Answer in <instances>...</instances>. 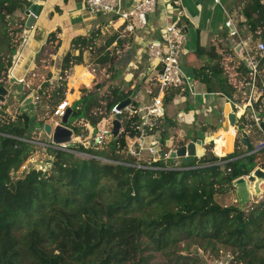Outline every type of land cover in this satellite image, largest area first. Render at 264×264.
<instances>
[{
	"label": "trees",
	"instance_id": "obj_1",
	"mask_svg": "<svg viewBox=\"0 0 264 264\" xmlns=\"http://www.w3.org/2000/svg\"><path fill=\"white\" fill-rule=\"evenodd\" d=\"M34 6L38 14L41 7L30 0H0V86L16 54L8 34L9 19L27 18ZM244 14L254 38L264 41V3L253 0ZM54 38L51 34L48 43ZM76 44L86 46L87 39L80 38ZM108 46L100 47L98 53ZM215 47L210 57L221 60ZM79 51L78 56H66L64 71L83 64L84 49ZM205 53L198 48L186 59ZM241 66L248 71L243 63ZM222 73L217 67L212 76L201 68L197 77L202 81L204 77L210 93L216 90L210 87L212 77L216 78L221 94L232 97L228 80L219 77ZM66 88L61 81L38 91L39 98L43 96L53 107L51 114L65 101ZM81 93L80 100L68 106L76 121H88L97 103L93 95ZM131 95L113 91L108 96V111ZM175 95H167L165 103ZM122 117L124 131L116 139L112 137L102 152L71 148L96 157L84 159L75 152L50 148L52 160L45 166L29 168L13 179L34 148L24 139L30 138L37 122L28 112L11 117L0 110V264H144V238L155 250L172 248L182 238L204 249L221 245L230 251L229 258L233 256L228 264H264V198L249 210L217 202L218 196L234 191L235 181L250 177L258 167L264 170V147L246 159L239 158V150L223 159L210 154L182 162L186 168L182 170L141 169L128 165L131 160L126 156L129 138L138 135L137 118ZM103 118L91 120L92 126ZM69 127L75 136L82 133L78 125ZM162 127L161 121L156 130ZM167 132L164 129V135Z\"/></svg>",
	"mask_w": 264,
	"mask_h": 264
},
{
	"label": "crops",
	"instance_id": "obj_2",
	"mask_svg": "<svg viewBox=\"0 0 264 264\" xmlns=\"http://www.w3.org/2000/svg\"><path fill=\"white\" fill-rule=\"evenodd\" d=\"M140 1L142 0H121V3L123 9H130ZM260 1L261 3H264V0ZM252 2L253 0H221V5H215L214 0H181V4L177 5L175 0H157L155 12L151 13L147 17L148 24L146 28L138 30V32L136 31L134 33L135 37L129 39L133 40L130 43L126 37L123 39L124 35L121 36L118 32L119 29H124L123 20H118L116 17L112 18L111 16H94L86 10L82 0H38L35 4L36 6L41 7V11L37 14L36 10L35 24L31 29L27 28L25 31V44L20 50L19 61L17 63L18 68H16V70L17 72H21V74L30 70L36 55L43 47L47 46L51 34H55L57 38L56 45L58 50L55 54H53L54 60H56L57 63L61 62V68H58L57 71L62 70L65 73L68 71L63 70V59H65L69 53L73 56H78L80 53L79 50H83L78 47L80 44H76V40L80 38L87 39L88 44L96 46L95 53L99 57H108L109 51L112 53H120V47L124 44V42H126L129 45L132 44L138 51L136 58L138 62H142V65L144 66V69L141 72V77L146 80L141 82L138 80V84L141 86L140 89L142 90H135L129 97L132 99L131 105L137 110H141L151 105L153 101V96L157 91L156 80L160 70V67L157 66L156 62L151 61L149 66L145 63L146 58L148 57L147 47L152 41L161 39L165 28L169 24L181 20L186 26L187 32V42L185 44V52L183 55V69L187 76L193 80V90L196 95L192 96L188 93L181 94L175 92L176 95L170 103H165L164 101L165 106L168 105L166 107L164 106L165 111L168 114V118L177 122V125L184 126L193 122L196 127L195 130L200 132V134L202 133V135H208V130L203 128L207 127V123L205 122L208 119L209 112L210 115H218V121L221 124L219 133H215V138L211 136L202 139L198 136L199 138L197 139L206 141L210 138L215 140L216 147L214 150L217 154H220L218 156L223 157L226 155V144L221 139V135L226 133L223 131L222 126L225 121L224 112L226 106L230 105L231 111L234 112L233 103L244 105V93L247 89L243 86L244 88L236 92V94L234 93L233 96L235 97L230 99L229 97L221 94V86L219 82L216 78L212 77L210 87H214L216 90L215 92L210 93L208 92V85L204 81V77L202 76L203 81L197 77V71L201 68H206V73L213 76L214 69L218 67L219 70H223L222 75L219 77L227 76L229 79L227 85L235 86L236 80L234 79L233 72L229 75L227 68L229 67L228 63H235L236 61V64L239 62L241 65L242 63L239 56L238 46L240 40L239 37L231 39L229 35L226 36L225 22L227 17L225 11L233 19V24L235 28L238 29L241 39L250 35L254 36L251 31V24L247 22V18L244 14L245 10L250 7ZM27 17L29 16L27 15ZM254 17L255 22V20H257V15ZM260 24H263V22H260ZM108 44L109 46L106 47L102 53H98V49L100 47L107 46ZM213 45L214 47L216 46L215 52H217L219 56H222L221 60H215L210 57V51ZM94 48L90 47L91 50ZM198 48L204 49L206 53L202 56H196L197 58L193 60L186 59L187 54H195ZM85 59L86 56L84 52L83 64L73 66L70 70L76 71V68L78 67L84 68L83 65ZM70 64H72V62ZM130 80L131 77H128L127 81ZM179 97H186L190 99L195 108H197L196 111L186 114V112L182 110L176 114L175 109L180 107V103L178 102ZM75 99L79 100L80 97H76ZM238 99H242L243 101L240 102ZM76 100H74L73 103ZM254 101V107L257 110L261 107L263 111H259V113H264V96H261L260 94L254 99ZM66 102L72 103L71 99L66 100ZM70 103H68V105ZM174 113L176 114L175 116ZM256 113H258V111ZM247 118L248 117L246 115L239 121L236 127H231L230 131H232L233 128L239 129L240 127L241 129L239 130H242L247 123ZM71 121L72 120H70V123ZM101 121L96 127L92 126L91 121H83L82 125L84 129L80 134L82 135V140L91 141L95 130L103 126ZM211 124H214V122ZM69 125L70 124L67 126L68 128H70ZM85 131H87V133H85ZM123 131L124 126L122 123L121 133ZM47 135L48 140L50 141L51 139L49 137L51 136L48 133ZM80 135L75 136L74 134L73 140L78 139ZM160 135L159 130L158 133H155L152 136L151 141L159 139L158 137ZM166 135H168V132ZM247 135L253 147H255L256 144L255 140H264V133L258 129L253 130ZM134 138H129V141L131 142ZM241 139V135H238L236 138L238 142L235 138L233 139V148L237 150L240 149L245 152L246 148L241 144ZM82 140L78 139L80 142ZM187 140L191 141L190 138ZM201 152L205 153L203 147H201Z\"/></svg>",
	"mask_w": 264,
	"mask_h": 264
},
{
	"label": "rangeland",
	"instance_id": "obj_3",
	"mask_svg": "<svg viewBox=\"0 0 264 264\" xmlns=\"http://www.w3.org/2000/svg\"><path fill=\"white\" fill-rule=\"evenodd\" d=\"M30 1L34 5H36L35 3L38 2V0ZM27 20L28 17L22 20L9 19L10 27L8 30V34L11 43L14 44L13 47H15L16 49V54L12 59V67L8 72V77L3 81V84L1 85L8 90V96L6 97L5 102H0V110L4 112V114L11 117L16 115L17 113L28 112L34 117L35 121L37 122L35 127L32 129L30 138L27 139L33 141V143L35 144H33L34 148L30 153V156L27 159V163L25 165L27 168H32L37 165L45 166L46 162L52 160V153L50 152V148L44 147L41 144L47 145L49 143L46 127L50 125L54 128L56 126V123L58 122V119L54 117V113L51 114L53 107L49 105L47 100H45L43 96L40 97V100H36V97L39 96L38 91L43 87V85H45V87L47 88L51 86H57L61 81L65 82L67 87L65 92V101L71 99L72 103L74 100H76V97L81 98L83 96V94L81 93V89L84 88L85 95H93L95 98V102L97 103L95 107L92 108V112L88 120L94 121L99 119V117L101 116L104 117L103 119H110L113 117L112 110L111 112H109L107 109L108 96L111 97L113 91H118L120 93H134V91L138 89L141 91L142 89H140L141 86H139L138 80L141 82L143 80L145 81L146 79L141 77V72L144 69V66L142 65V62H138L136 58L138 51L133 47L132 44L129 45L124 42V44L120 47V53H112L111 51H109L108 57H99L95 53L96 46L92 45V48H95L91 50L90 44H87L86 46L78 45V47L85 50L84 52L86 59L83 66L87 73L82 74L81 77L79 76L80 78L78 77L75 80L76 82L72 84V78L74 75H76V71L69 70L66 73L62 70L57 71L58 68H61V62L57 63V61L54 60L53 57V54H55L58 50V47L56 45L57 38H54L47 44V46L43 47L42 50L36 55L30 70L26 73L21 74V72H17L16 68H18L17 63L19 61V54L21 52L20 50L25 44L24 41L25 31L27 29ZM136 31L138 32V30ZM136 31L126 34L124 32V29L121 28L118 30L121 36L124 35L123 39L126 37L130 43L133 40L129 39L135 37L134 33ZM225 32L227 36V31L225 30ZM236 62L228 63L229 67L227 68V71H229V75L233 72L234 79L236 80L235 86L231 85L229 88V90L232 92V97H235L233 96L234 93L236 94V92L245 87V82L248 81L249 77L248 71L241 68L242 66L239 64V62L237 64ZM145 63L148 66L149 64H151L149 56L146 58ZM128 77H131L130 81H127ZM226 79L229 80L227 76ZM260 94L261 96H264V89L260 90ZM232 97L229 98L232 99ZM29 99L31 101L27 102L29 101ZM238 100L240 102L243 101L242 99ZM178 102L180 103V107L176 108L177 110L175 109L176 114L182 110H184L186 114H189L195 112L197 109L193 105L192 101L186 97H179ZM257 111L259 112L263 110L260 107ZM176 114L174 113V116ZM218 118V115H210L209 112L208 119L205 122L207 123V127L203 128L205 130H208V135H202V133L200 134V132L195 130L196 127L193 122L184 126L177 125V122L169 119L168 114L166 113V117L162 122L163 127L160 129L161 140L163 141L164 145L168 141L172 140L175 146L181 147V144L185 143L186 145L191 141L199 138L198 136H200V138L202 139L211 136L214 137L215 133H219L221 124L218 121ZM103 119L101 121L102 125L104 123ZM70 120H72L71 123L69 121L70 125H72V123L73 125H78L83 131L84 127L82 125V122L84 120L81 119L80 121H76V119H74L73 117H71ZM212 122H214V124H211ZM164 129L168 131V135H164ZM235 130H237L238 132V129ZM189 138L191 141L187 140ZM74 141L75 143H77L78 139H74ZM255 143V147L257 148L264 143V140H255ZM77 145L79 144H76V146ZM202 147L205 153L200 155L201 158L205 155L213 154L214 156L223 159L226 158L229 154H232L233 152H239L240 150L234 149L232 144L231 153L227 154L226 156L220 157L215 154L214 143H209V141L207 140V142ZM80 153L81 152L76 153L80 158H89L87 155H82ZM248 156L250 155L244 153V151L242 150V154L239 158L246 159ZM171 162L174 163L175 161L171 159ZM182 162L183 161L180 160V163ZM22 174L23 173H17L16 175H14L13 179L21 177ZM250 181L252 187L256 180L250 179ZM261 189V195H256L254 194L255 192L252 191V197L248 205L242 204L239 201L237 190L235 188L234 191L229 192L224 196H218L217 202L224 207L234 205L240 206L245 210H249L264 198V185L261 187ZM228 253H230V251L221 245H217L215 249H212L210 246L204 249L201 248L198 244L190 243L184 238H182L180 242L174 245V247L172 248H168L165 250H155L150 241L144 238L142 241L141 257L145 259L144 264H228L230 259L233 258V256L229 258Z\"/></svg>",
	"mask_w": 264,
	"mask_h": 264
},
{
	"label": "built area",
	"instance_id": "obj_4",
	"mask_svg": "<svg viewBox=\"0 0 264 264\" xmlns=\"http://www.w3.org/2000/svg\"><path fill=\"white\" fill-rule=\"evenodd\" d=\"M82 2L86 10L94 16H111L112 18L116 17L118 20H123L124 31L126 33L145 29L148 24L147 17L155 12L157 7V0H142L130 9H123L121 0H82ZM175 3L179 5L181 4V0H175ZM214 3L215 5H221V0H214ZM225 14L227 17L225 28L231 39L239 37V56L242 63L247 67L249 75L248 81L245 82L247 91L244 93V105L233 103L234 113L237 117V125L246 115L248 117L247 123L242 130L238 129V132L233 128V134L234 137L238 135L242 136V132L250 134L255 129L263 132L260 127L263 120L256 115L257 111L254 107V99L260 95V90L264 89V41L260 38L255 39L254 36L251 35L241 39L238 29L235 28L233 24V19L226 11ZM186 42V26L181 20H178L165 28L161 39L154 40L148 45L147 52L150 61L156 62L157 66L160 67L156 82L157 91L153 96L151 105L141 110H137L134 106L130 105L121 111L117 109L118 105L114 106L112 109L113 117L110 119H103V126L95 130L91 141L82 140V135H80L78 139L82 140L81 142L77 141V143H75L73 140L72 144L56 146L51 136L49 137L51 140L47 145H41L48 148L75 152L71 150V148L79 144L85 150L100 153L104 150L107 142L112 138V126L116 115L120 114L123 116V114H125L128 115V117L137 118L135 129L138 133L131 142L129 141L130 146L126 156L131 161L128 165L141 169H186L183 168L182 163H180L182 159H173L175 162H171L170 154L179 148L174 145L172 140L164 145L160 135L158 137L159 139L151 141L152 136L159 131L156 130V128L166 117L164 107L166 96L172 92L181 94L188 93L192 96L196 95L193 90V80L187 76L183 69V55ZM86 73L87 71L83 72V74ZM259 82L262 83V88L259 86ZM81 91L85 92V89L82 88ZM36 100H40L39 96L36 97ZM68 107V103L64 101L56 108L54 112V117L58 119L56 126L61 124V120ZM248 109L250 112H248ZM24 140L34 144L33 141ZM263 147L264 143L257 148L254 147V149H256L255 152ZM244 153L248 155L254 154L248 153L247 150ZM80 154L87 155L88 157H96L92 155L93 153L81 152ZM101 160L107 163H116L109 159ZM26 163L27 162H25L18 171L14 172V175L17 173H24L25 170L28 171L29 168L25 166ZM158 163H162L163 165L155 166Z\"/></svg>",
	"mask_w": 264,
	"mask_h": 264
},
{
	"label": "water",
	"instance_id": "obj_5",
	"mask_svg": "<svg viewBox=\"0 0 264 264\" xmlns=\"http://www.w3.org/2000/svg\"><path fill=\"white\" fill-rule=\"evenodd\" d=\"M36 7L34 6L32 8V11H29L27 13L28 20H27V28L31 29L33 25L35 24L36 20ZM8 96V90L1 86L0 87V102H5L6 97ZM31 100L29 99L30 102ZM132 103V99H126L123 102L119 103L117 106V109L119 111L129 107ZM250 112V110H248ZM73 110L71 107H68L66 109L65 115L63 116L61 120V124L57 125L56 127H51L48 125L46 127L47 133L52 136L53 142L56 146L59 145H66V144H72L73 142V135L74 132L72 129L68 128L69 121L71 119ZM225 121L223 123V131L224 132H230L231 127H236L237 125V117L234 112L231 111V106L227 105L225 109ZM257 117L264 120V113H256ZM122 116L120 114L116 115L114 121H113V127H112V137L116 139L121 134V128H122ZM262 131L264 132V121L260 125ZM237 137H235L236 139ZM209 143L213 142L215 144V140H212L210 138L207 139ZM206 140V141H207ZM206 142L202 139H197L196 141H191L190 143L183 145L179 147L176 151H173L170 154L171 159H182L183 162L189 163L192 162L193 159L200 156L198 152V148H201ZM241 144L246 148L248 153H254L256 149H254L253 145L251 144L247 133L242 132V139ZM204 154V153H203ZM200 158V157H199ZM254 178L256 181L251 187V181L250 178ZM264 185V170L261 168H256L251 176L249 178L242 177L241 179L235 181L233 183L234 188L237 190V196L239 201L242 204L249 203L251 200L252 191L256 194H261L262 189L261 187Z\"/></svg>",
	"mask_w": 264,
	"mask_h": 264
},
{
	"label": "bare ground",
	"instance_id": "obj_6",
	"mask_svg": "<svg viewBox=\"0 0 264 264\" xmlns=\"http://www.w3.org/2000/svg\"><path fill=\"white\" fill-rule=\"evenodd\" d=\"M84 71H85L84 68H81V67L76 68V75H74L73 78H72V84L75 83V80H76L80 75H82ZM73 87H74V86H73ZM67 103H69V102H67ZM223 133H224V132H223ZM221 136H222L221 139H222V140L224 141V143L226 144L225 154L227 155V154L231 153V150H232V144H233V139H234L233 130L230 131V132H228V133L226 132V133L222 134ZM221 149H222V148H221ZM198 152H199L200 155L203 154V153L201 152V148H198ZM226 155H225V156H226Z\"/></svg>",
	"mask_w": 264,
	"mask_h": 264
}]
</instances>
